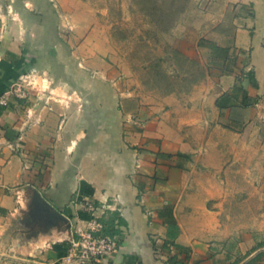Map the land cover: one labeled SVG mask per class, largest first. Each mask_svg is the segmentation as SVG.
<instances>
[{
    "label": "crops",
    "instance_id": "obj_1",
    "mask_svg": "<svg viewBox=\"0 0 264 264\" xmlns=\"http://www.w3.org/2000/svg\"><path fill=\"white\" fill-rule=\"evenodd\" d=\"M107 1L4 2L0 205L16 207L14 189L39 195L67 219L54 227L60 240L90 220L84 201L98 221L118 212L116 252L94 264H222L212 252L231 235L225 200L238 187L264 189V0L239 1L246 13L218 43L222 56L206 45L219 41L218 23L180 24L175 43L207 74L184 96L152 101L102 83ZM31 76L48 84L28 90L20 81Z\"/></svg>",
    "mask_w": 264,
    "mask_h": 264
},
{
    "label": "rangeland",
    "instance_id": "obj_2",
    "mask_svg": "<svg viewBox=\"0 0 264 264\" xmlns=\"http://www.w3.org/2000/svg\"><path fill=\"white\" fill-rule=\"evenodd\" d=\"M239 1L108 0L110 10L105 18L113 23L105 24L109 25L111 52L104 59L109 69L102 83L127 93L135 91L142 101L159 99L172 89L180 96L188 94L196 84L192 82L198 78L199 83L205 77L199 79L200 70L177 54L184 52L175 43L181 34L175 29L182 23H218L216 44H226L225 38L233 34V23L242 21L240 16L246 13ZM4 2L8 0H0V23L10 15ZM65 29L62 32L67 35L74 33L70 27ZM20 83L36 92L48 81L31 76ZM17 190L22 189L11 192L14 209L0 205V264H77L69 251L71 240H60L57 228L51 227L55 230L50 232L46 218L37 214L32 191L25 194ZM224 209L231 235L224 249L212 253L222 255L218 258L219 262L223 259L222 264H264V189L238 187L225 200ZM77 223L83 231L89 220L79 218ZM61 244L63 249L57 248Z\"/></svg>",
    "mask_w": 264,
    "mask_h": 264
},
{
    "label": "built area",
    "instance_id": "obj_3",
    "mask_svg": "<svg viewBox=\"0 0 264 264\" xmlns=\"http://www.w3.org/2000/svg\"><path fill=\"white\" fill-rule=\"evenodd\" d=\"M17 93L19 96L25 94L21 86L18 87ZM82 206L91 216L89 224L83 231L77 227L78 238L71 239L69 251L77 259V264H93L115 253L118 243L116 236L103 233V223L94 217L98 206L90 201H84Z\"/></svg>",
    "mask_w": 264,
    "mask_h": 264
},
{
    "label": "trees",
    "instance_id": "obj_4",
    "mask_svg": "<svg viewBox=\"0 0 264 264\" xmlns=\"http://www.w3.org/2000/svg\"><path fill=\"white\" fill-rule=\"evenodd\" d=\"M207 44L211 45L210 48L212 49L213 53L217 56H222L224 54H226L228 52V49L227 48H223V47H220L218 46L217 44H215L214 42L212 41H206ZM177 54L180 55L182 58H184L187 62L189 63H192L193 65H195V67L197 68V70L199 69L200 70V73H198L197 77H199V79H203L205 76H206V69H204L203 65L195 60V59H192L190 58L189 56L177 51ZM198 82V78L195 79V81H193L192 83L195 84ZM176 90L172 89V90H168L166 91L167 94L169 93H173L175 92ZM226 98H228V95H225ZM101 222L103 223L104 227H103V233L104 234H108L110 236H115L116 234L120 233V229L119 227H117L116 225L117 224H124V220L122 219V217L120 216V214L118 212H115V211H110L108 212L107 216H105L104 218L101 219ZM171 225H173L174 227H176V223L175 221L173 220V222L171 223ZM172 232L170 233V238H172ZM75 238H78V235L76 234L75 235ZM167 243L166 242L164 245L165 247L167 246ZM174 244V243H173ZM179 251H182V248L179 246V245H175ZM186 258H189V254L186 253ZM171 260L173 262H176V263H180L181 261H179L177 259V255H174ZM183 264V263H182Z\"/></svg>",
    "mask_w": 264,
    "mask_h": 264
},
{
    "label": "water",
    "instance_id": "obj_5",
    "mask_svg": "<svg viewBox=\"0 0 264 264\" xmlns=\"http://www.w3.org/2000/svg\"><path fill=\"white\" fill-rule=\"evenodd\" d=\"M39 199H40L39 195L35 194L33 196L32 203H34L37 207H39L40 210H42V211L44 210V211L49 212L48 215H46V216L42 215V217L40 214L41 219L46 218V220L48 221L47 222L48 227H54V226L60 224L61 222L67 221V219H65V217L62 214H59L58 212L53 210V207L51 205H49L47 202H45L46 203V205H45V203H43Z\"/></svg>",
    "mask_w": 264,
    "mask_h": 264
},
{
    "label": "flooded vegetation",
    "instance_id": "obj_6",
    "mask_svg": "<svg viewBox=\"0 0 264 264\" xmlns=\"http://www.w3.org/2000/svg\"><path fill=\"white\" fill-rule=\"evenodd\" d=\"M37 213V212H36ZM37 214H41V210H40V208L38 207V213Z\"/></svg>",
    "mask_w": 264,
    "mask_h": 264
}]
</instances>
